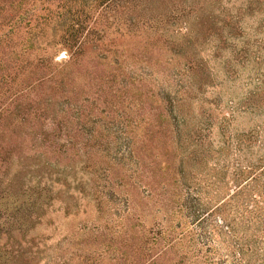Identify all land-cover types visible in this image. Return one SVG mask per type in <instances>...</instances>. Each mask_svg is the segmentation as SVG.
<instances>
[{
    "label": "rangeland",
    "instance_id": "rangeland-1",
    "mask_svg": "<svg viewBox=\"0 0 264 264\" xmlns=\"http://www.w3.org/2000/svg\"><path fill=\"white\" fill-rule=\"evenodd\" d=\"M127 1L130 0H114L98 7L86 0H55L53 4L37 0L28 2L26 11L23 5V18L18 22L21 30L18 24L14 27L20 30L16 51L19 59L24 57L23 64L28 58L46 55L47 49L50 68L62 67L68 54L59 36L78 19L85 20L82 30H94L99 44L98 49L90 44L79 64L66 67L69 86L62 93L49 91L50 111H62L68 127L77 132L74 140L79 146L83 142L96 158L98 143L113 142L115 136L116 149L125 150V127L133 130L135 138H141L147 128L159 129L156 123H161L159 148L154 139L148 143L147 152L155 158L158 171L164 173L169 166L168 173L177 179L175 167L179 170L184 159L190 175L187 185L180 188L182 199L190 194L211 209L242 185H251L249 196L264 194V0H135L131 2L133 6ZM34 13L41 16L42 22L36 27L27 26ZM128 31L132 33L126 34ZM39 48L44 54L38 52ZM14 58L15 54H7V59ZM28 67L30 72L35 68ZM6 95L9 93L2 99ZM35 100L22 99V112L15 109L12 115L42 108ZM75 110H80V118L75 116ZM150 112L155 115L154 123L148 119ZM166 112L171 113L173 124L185 120L177 124L176 144L180 149H174V153L167 125L160 118ZM13 120L14 117L5 120L9 125L6 135L14 136L15 132L18 136L30 130L29 124L41 128L35 119L16 127ZM91 130L93 137L89 138ZM104 132L107 137L102 138ZM33 141L28 136L25 144ZM48 144L68 143L62 139ZM34 159L29 157L30 162ZM74 162L76 169L70 172L68 184L73 182L72 176L88 183L92 165L86 166V153L81 159L75 155ZM27 164L11 186L14 198L25 193V204L16 209L4 208L2 214L10 223H5L0 233V264H126L128 258L118 248L125 242L122 249L126 250L128 221L140 233L160 223L164 228L169 226L163 212L145 198L148 188H143L145 183H140V177L147 178L150 174L146 172L138 177L124 169L132 176L127 179L132 188L137 185L132 196L139 200L134 205L136 209L129 211L123 199L131 196L124 189L114 200L106 199L98 206L78 181L60 190L59 184L65 181L61 178L55 182L57 175L49 174L52 186L47 185L40 194L38 187L34 188L38 177L30 173ZM16 167L17 163L11 173ZM241 203L243 208H252L249 198ZM141 204L150 207L151 215H137L143 208ZM261 208L257 214L253 212L255 228L251 230L259 232V240L264 236V204ZM184 212L185 208L170 229L177 238L184 239L183 245L175 259L164 263H264L263 244H257L259 253L242 259L232 253L237 237L213 235L209 224L200 227ZM253 214L247 218H253ZM234 215L238 218L236 210ZM16 220L17 225L12 223ZM12 230L17 237H10L8 232Z\"/></svg>",
    "mask_w": 264,
    "mask_h": 264
},
{
    "label": "trees",
    "instance_id": "trees-1",
    "mask_svg": "<svg viewBox=\"0 0 264 264\" xmlns=\"http://www.w3.org/2000/svg\"><path fill=\"white\" fill-rule=\"evenodd\" d=\"M30 1L37 0H0V90L3 91L0 94V233L3 230L2 226L5 225V223H10L8 218H3L4 215L2 216L4 208L15 206L14 209H16V207L21 208L23 204H25V193H22L20 197L18 195L14 198L15 194H13L11 186L17 182L19 172H24L26 163H28L26 167L31 169L30 173H34L38 177L34 188L38 187L37 190L40 194L47 190L44 189L47 185L52 186L49 184L50 182H48L50 177L49 174L57 175L58 179H56L55 182H60L61 178L65 181L63 184H59L60 186L58 187L60 190L63 189L61 187L69 186L71 183L78 181V185L84 184L83 187L89 191L87 193L94 196L98 206L102 205L106 199L107 202H109V199L110 201L114 200V198H117V193L120 194V191L124 189L127 191V194L131 196L129 198L126 197V195L123 199L129 211L136 209L134 205L139 203V200H136L132 196V190H134L137 185L134 184V188H132L130 180H127L128 177L132 176L128 175L127 172L125 173V171H130L132 175L138 174V177H140L143 172H146L150 174L147 178L140 177L145 179L140 180V183H145L143 188H148V191H146L147 193H145V198L148 199L152 206H157L158 210L163 212L166 221L168 220L166 224L169 226L164 228L160 223L158 226L151 228L149 232L140 233L134 229L132 221L131 223L128 221V237H124L127 238L126 250L122 249L125 242L118 248L119 252L125 253V256L128 258L126 264H166L164 261H172L176 252L179 251L181 245H183L182 241L184 239L177 238L172 232L174 230L170 229L174 227L173 222L181 218L178 214L182 213L181 216H183L184 208L185 216L192 220H197L200 227L205 228V225L209 224L207 226H210L211 234L220 235L221 237L225 236L226 238H228V236L237 237V247L236 249L232 248V253L239 254L242 256V259L259 253L257 244L264 245V236L262 240H259V232L251 233V230L255 228V221H253L255 213L253 214V212L256 210L257 214L262 210L261 207L264 204V194L258 192L249 196L251 185H242L237 191H234L217 202L211 209L208 207L207 203L200 202L198 198L196 199L190 194H187V196L183 195L182 199L179 191L181 190L180 188L187 185L186 182H188V177L190 175L184 159L182 158L180 161L179 170L175 167L178 173L177 179L176 176L173 178V175L171 177L168 173V169L171 168L169 166L164 170L165 174L162 171H158L155 158H152L147 152L148 143H152L154 139H156V143L158 142L156 146L159 148L160 142L158 139L163 133L160 129L161 123H156V127H159V129L150 131L147 128L141 138H135L136 136L134 132H132L133 130L130 131L125 127L128 143H126L125 150L120 152V148L118 150L116 149L118 146L116 136L113 142L108 143L107 141H100L98 143V147L95 150L97 158L94 157L96 154L92 151L90 152L89 148H84L83 142L80 146L78 145V142L74 140L77 136V132L68 127L62 111H50L47 105L52 101V96H48L47 94L54 89L61 93L66 91V86H69L67 81L69 74L64 71L66 67L79 64L90 44L97 49L99 48V44L94 39V30H82L85 20L81 21L78 19L77 21L70 22L61 36H59L60 43L68 54L66 62L60 65L62 67L57 65L56 69L50 68L49 63L51 62V56L47 49L45 50L46 55H39V57L33 59L28 58L25 61L27 63L23 64L24 57L19 59V54L16 51V45L21 37V26L18 22L23 18V16H21L23 5L26 6H24L26 11L27 4ZM111 1L114 0H86V3H89V5L97 4L98 7L100 5L105 7L107 3ZM134 1L135 0H130L129 6H133L131 2L133 3ZM47 2L53 4L55 0H47ZM23 14H25V12ZM35 14L36 13L30 16L27 26L36 27L42 22L41 16L38 15V13L34 16ZM72 20L74 19H71V21ZM17 24L19 25L17 28L20 30L14 29ZM7 27L9 28L8 31L4 30ZM129 32L131 31L125 33L128 34ZM26 49L27 48H25V50ZM38 52L44 54L41 48H39ZM11 53L15 54V58L11 60L7 59V54ZM29 65L35 67L32 72L29 71ZM6 93H9V95H6L4 100L2 96ZM45 95H47V97H45ZM43 97L46 99L41 101ZM35 98H38L37 101L39 105H43L42 108L36 109L35 112H25V110H23L25 113L14 116L15 109L22 112L25 106V103L21 101L22 99L28 100L29 102V100L33 101ZM172 102L173 101H171V103ZM75 112V116L80 118V110H75ZM8 117L15 118V120L12 121L13 127L17 125L25 126L31 119H35V121L40 122L41 128L38 130L29 124L28 127L30 130H26L18 136L15 132L14 136L10 134L6 135L5 131L9 125L5 120ZM153 117H155V115L150 112L148 119L152 123L155 122ZM160 118L167 125L166 131L167 133L169 132V139L171 140V145L173 144L174 153V149L175 152L177 148L180 149V144H176V135L178 134L176 130L178 128L177 124L185 120L182 118L178 120L176 124H173L171 113L168 114V112H166V114L162 113ZM36 130L37 134H35ZM71 132L72 134H70ZM78 132L80 133V130ZM102 135V138L107 137V132H104ZM24 136L26 138L30 136L31 139H35V141L26 145V138H20ZM88 136L89 138L93 137L92 130L88 132ZM89 138L86 140L87 144L90 141ZM62 139L68 144H48L51 140L56 141ZM84 152L86 153L88 162V164L86 162V166L92 165L89 181L86 183L87 181H84L83 178L78 179L72 176L71 179L73 182L68 184L70 172L76 169L74 157L75 155H79L81 159L82 154L85 155ZM29 157L35 159L30 162ZM15 163H17V167L15 171L11 173L10 169ZM128 164H130L129 169L127 168ZM158 178L161 179L160 182H158ZM174 179L176 180L175 182ZM44 180L46 181L44 182ZM247 198L251 200L252 208L249 206L243 208L241 202H244ZM141 207L143 208H141V211H139L137 215L146 213L151 215L150 207H148L147 204H141ZM234 209L238 212V218L234 215ZM203 212L207 213L205 214ZM239 212L242 213L239 214ZM251 214H253V218H247L250 217L249 215ZM216 217L219 219L218 221L213 220V218ZM261 217L262 216H260V218ZM241 220L244 222L242 225L240 224ZM17 221L18 220L12 223L17 225ZM179 223H181V221ZM261 224H263L262 219ZM179 227V225H175V228ZM262 231L264 232V230ZM8 233H10V237H17L15 230ZM258 241L260 242L258 243Z\"/></svg>",
    "mask_w": 264,
    "mask_h": 264
}]
</instances>
